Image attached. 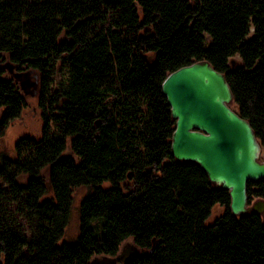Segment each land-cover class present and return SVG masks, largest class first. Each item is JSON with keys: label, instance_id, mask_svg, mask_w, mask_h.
Returning a JSON list of instances; mask_svg holds the SVG:
<instances>
[{"label": "trees", "instance_id": "1", "mask_svg": "<svg viewBox=\"0 0 264 264\" xmlns=\"http://www.w3.org/2000/svg\"><path fill=\"white\" fill-rule=\"evenodd\" d=\"M202 61L264 155V0H0V138L29 108L8 63L39 75L41 112L0 163V264H91L128 241L141 249L128 264H264L263 216L233 215L229 191L172 155L162 85ZM82 187L79 238L59 246ZM261 199L264 180L249 182V206Z\"/></svg>", "mask_w": 264, "mask_h": 264}, {"label": "water", "instance_id": "2", "mask_svg": "<svg viewBox=\"0 0 264 264\" xmlns=\"http://www.w3.org/2000/svg\"><path fill=\"white\" fill-rule=\"evenodd\" d=\"M17 68L5 66L24 95L33 87L34 97L39 77L32 70L14 73ZM162 91L176 122L171 142L175 160L198 164L211 183L229 191L233 215H264V200L248 204V183L264 180L261 145L251 124L231 107L233 94L226 76L207 61L197 62L171 73ZM140 252L128 241L117 256L95 257L91 264H128Z\"/></svg>", "mask_w": 264, "mask_h": 264}, {"label": "rangeland", "instance_id": "3", "mask_svg": "<svg viewBox=\"0 0 264 264\" xmlns=\"http://www.w3.org/2000/svg\"><path fill=\"white\" fill-rule=\"evenodd\" d=\"M31 1H35V0H31ZM235 61L241 64L239 57H236ZM7 71L9 73V76L12 79H14L12 72H10V70H7ZM13 72L24 74L26 73V70L21 71L17 68ZM37 76L39 77L38 74ZM17 84L19 86L18 82ZM39 84H40V77H39ZM27 90H28V94L25 95V97L27 98V101L29 103V108L24 112L21 118L11 123V125L6 129L5 134L0 138V163L1 164L3 161L2 160L3 155H7L12 158L15 157L14 148H15L17 141H19L21 138L25 136H29L28 134L39 135L40 133V129H41L40 114L41 112L38 108L40 85H38L36 89V95L34 97L31 94L33 87H28ZM261 159L262 160L264 159V155H262ZM88 193H89V190L86 187L78 188L75 191L74 205L72 209L70 224L68 225L64 239L60 241L59 246L63 245L64 242L72 244L78 240L79 234H80V205H81V202L85 199V197H87ZM4 207L8 209L7 211H9L11 218H13L14 226L17 227L18 230H20L21 232H24L28 236V238L31 241H33L36 222L27 217L21 204L16 201H7L4 204ZM221 213H222V209L220 207H217L213 211V214L211 218L209 219V222H213Z\"/></svg>", "mask_w": 264, "mask_h": 264}, {"label": "flooded vegetation", "instance_id": "4", "mask_svg": "<svg viewBox=\"0 0 264 264\" xmlns=\"http://www.w3.org/2000/svg\"><path fill=\"white\" fill-rule=\"evenodd\" d=\"M253 205H255V204H253ZM253 205H252V206H253ZM261 216H263V215H261ZM263 218H264V217H263ZM118 264H121V263H118Z\"/></svg>", "mask_w": 264, "mask_h": 264}]
</instances>
